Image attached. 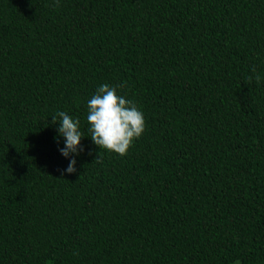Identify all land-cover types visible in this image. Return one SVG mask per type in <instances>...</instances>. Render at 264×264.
<instances>
[{"label": "trees", "instance_id": "trees-1", "mask_svg": "<svg viewBox=\"0 0 264 264\" xmlns=\"http://www.w3.org/2000/svg\"><path fill=\"white\" fill-rule=\"evenodd\" d=\"M104 83L144 113L124 155ZM0 264H264V0H0Z\"/></svg>", "mask_w": 264, "mask_h": 264}, {"label": "clouds", "instance_id": "clouds-1", "mask_svg": "<svg viewBox=\"0 0 264 264\" xmlns=\"http://www.w3.org/2000/svg\"><path fill=\"white\" fill-rule=\"evenodd\" d=\"M118 87L122 85L101 84L88 99L87 131L98 148L124 155L133 141L143 133L145 120L143 111L131 99L118 94ZM52 123H58L55 131L57 137L63 140L58 151L68 160L63 172L71 174L76 170V157L82 150L80 142L85 134L81 131L79 119L64 111L52 116Z\"/></svg>", "mask_w": 264, "mask_h": 264}]
</instances>
